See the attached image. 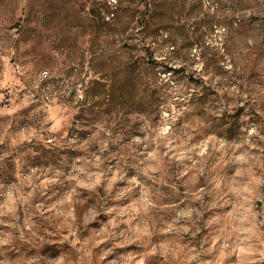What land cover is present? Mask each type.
<instances>
[{
    "label": "rangeland",
    "instance_id": "1",
    "mask_svg": "<svg viewBox=\"0 0 264 264\" xmlns=\"http://www.w3.org/2000/svg\"><path fill=\"white\" fill-rule=\"evenodd\" d=\"M0 264H264V0H0Z\"/></svg>",
    "mask_w": 264,
    "mask_h": 264
},
{
    "label": "trees",
    "instance_id": "2",
    "mask_svg": "<svg viewBox=\"0 0 264 264\" xmlns=\"http://www.w3.org/2000/svg\"><path fill=\"white\" fill-rule=\"evenodd\" d=\"M106 9H108V6H105Z\"/></svg>",
    "mask_w": 264,
    "mask_h": 264
}]
</instances>
